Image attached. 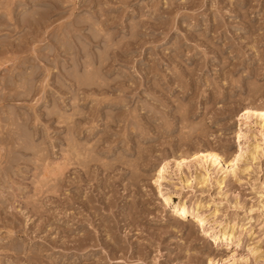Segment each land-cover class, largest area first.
<instances>
[{"label":"rangeland","instance_id":"374dc122","mask_svg":"<svg viewBox=\"0 0 264 264\" xmlns=\"http://www.w3.org/2000/svg\"><path fill=\"white\" fill-rule=\"evenodd\" d=\"M247 107L264 0H0V264H264Z\"/></svg>","mask_w":264,"mask_h":264},{"label":"bare ground","instance_id":"6f19581e","mask_svg":"<svg viewBox=\"0 0 264 264\" xmlns=\"http://www.w3.org/2000/svg\"><path fill=\"white\" fill-rule=\"evenodd\" d=\"M240 119L242 120L241 124L243 126H246L249 119H253L254 123L257 124L260 130L261 136L263 135V139L261 138V141H263L262 143H264V109L247 107L245 112L241 115ZM236 136L237 139L239 138V140H243V144L239 147L234 157L230 158L229 160H226V157L215 150H205L201 152V158L206 163H208L209 166L217 165V167L223 170L224 176L222 177L221 182L224 181L227 174H235L238 166V161H240L243 157L245 159L248 158L251 161L256 160L262 150L260 142L247 144L248 136L244 129H240L239 131H237ZM164 172H166L165 166L159 170V175H161L162 173L164 174ZM201 179H203V176L201 177ZM166 200L171 202V198L169 196L166 197ZM178 210L183 214L193 213L192 210H188V208H186L183 201L178 205ZM197 212L198 211H196L195 214H197L196 216L199 217Z\"/></svg>","mask_w":264,"mask_h":264}]
</instances>
